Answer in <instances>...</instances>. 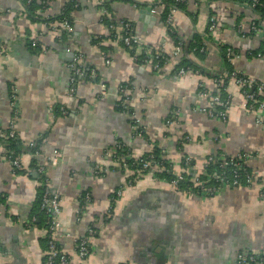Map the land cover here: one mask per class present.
I'll return each mask as SVG.
<instances>
[{
	"label": "crops",
	"instance_id": "0c3cea01",
	"mask_svg": "<svg viewBox=\"0 0 264 264\" xmlns=\"http://www.w3.org/2000/svg\"><path fill=\"white\" fill-rule=\"evenodd\" d=\"M248 1L186 0L183 9L174 10L168 30L165 6L158 0H76L66 13L72 27L67 36L60 18L69 0H48L46 10L32 15L25 0H0V45L5 47L0 55V125L8 127L15 110L20 142L29 145L46 136L41 161L60 196L56 245L72 258L69 264H236L239 252L264 255V184L193 197L156 181L153 174L118 168L112 155L117 146L132 159L158 149L173 173L184 171L183 162L189 159V173L197 174L210 156L246 154L245 165L264 176V126L257 123L258 115L240 107L239 88L227 83L231 105L225 121L201 111L208 97L198 93H217L215 80L226 73L222 47L240 55L232 64L235 72L264 86V59L247 57L262 51L263 43L257 36H241L261 17ZM153 5L157 7L151 14ZM103 9L106 22L131 23L141 45L124 47L108 29ZM212 16L217 29L209 37ZM196 43L203 53L194 50ZM177 45L181 52L174 57ZM152 46L169 57L158 71L132 60ZM70 52L80 54L83 67L95 74L82 79L72 97L67 95ZM182 56L204 75L188 70L175 77ZM127 85L129 98L119 111L123 97L118 89ZM56 107L65 115L56 114ZM175 109L180 113L168 126L166 119ZM20 164L22 171L15 173L0 156V197H5L0 264H44L45 224L34 219L41 181L32 172L30 155L23 154ZM94 166L102 169L100 175L93 173ZM132 178L134 184L128 186ZM85 194L90 202L79 212ZM89 228V253L80 260L75 243Z\"/></svg>",
	"mask_w": 264,
	"mask_h": 264
},
{
	"label": "built area",
	"instance_id": "2783aa9c",
	"mask_svg": "<svg viewBox=\"0 0 264 264\" xmlns=\"http://www.w3.org/2000/svg\"><path fill=\"white\" fill-rule=\"evenodd\" d=\"M31 0H28L27 3H30ZM74 1L73 8L76 7L75 1L76 0H69ZM238 1V0H233ZM176 4L186 2V0H174ZM246 3V2H245ZM248 6L255 10L258 6H260V0H249L247 2ZM157 5H153L150 8V13L154 14L155 8ZM47 7L45 8V10ZM172 11L168 14L164 20V25L168 30H171V19ZM102 18H108V12L103 9L102 10ZM258 19L250 23L249 31L247 34H241L242 37H246V35L250 36H257L260 38L261 42L264 43V24L262 22L258 23ZM61 30L67 35L70 36L72 33L71 24L67 20H62L60 22ZM112 32L117 33L119 35L123 45L126 48H134L141 45V39L134 33V29L131 23L127 21H119L117 23H112L108 26ZM217 29V21L216 18L213 16L209 18L208 27H207V34L209 37H212ZM116 34L115 36L118 37ZM32 46H35L33 44ZM181 46L177 45L173 56L178 57L181 52ZM5 47L0 45V55L4 53ZM69 51V50H67ZM199 53L204 52V48L198 49ZM142 65H146L150 63L153 71H158L161 66L160 62L163 61L164 64L168 61L169 57L164 54L160 48L157 46L147 47L142 51ZM136 56L132 57L133 61H138L135 58ZM240 55L238 52L233 50L230 47H226L225 49V60L230 64L232 67L233 61L236 58H239ZM248 58H257V59H264V49L263 52H255L247 53ZM82 58L80 54H73L72 61L69 64L70 70V77L67 84V95L72 97L75 94V88L77 84L86 76V72L83 69V65L81 64ZM233 69V68H232ZM188 72L187 69L179 68L175 71V77H180ZM199 75L198 72H195ZM89 77L94 78L95 74L93 71L89 72ZM224 78L228 79L229 81H233L235 85L239 88L240 93L242 94L243 103L240 104V107L248 113L258 115L257 123L264 126V86L259 83L258 81L251 79L247 76H239L237 72L232 70L231 73L226 72ZM224 78L223 80H215L217 83L218 91L214 95H209L205 90H199V94L205 97H208V106L206 109L201 110L203 113L207 114L211 118H217L222 121L226 120L227 112L230 109L231 105V96L227 92V85H224ZM201 87V86H200ZM119 94L122 95L123 99L121 105L124 106L126 101L128 100L130 86H122L118 89ZM226 93V96L223 98L221 96V92ZM12 101L11 107L14 110L15 106V96L12 93ZM53 112V110H52ZM59 112L61 115H65V111L63 108H59ZM180 111L178 109L172 110L166 119V125H171L175 122L176 117ZM15 119H16V112L14 110L13 119L10 121L8 127L3 128L0 125V139L7 140L10 138H14L17 133L15 130ZM137 123L133 121L132 127L136 130L135 126ZM141 129H137L139 134H142ZM17 137V136H16ZM39 141V149L36 150L33 154L30 155L31 159L36 161L35 168L36 172L42 177L41 180V187H42V195L40 198V205L39 211L41 215L45 218V229H46V243H47V250L45 252L46 260L44 264H69L72 258L64 253H62L57 245H56V238L59 235V223L57 221V216L60 213V196L56 189H54L49 182V179L46 177L45 174V167L41 161L42 154L41 148L46 142V137L44 135L38 138ZM184 141H189L187 138ZM34 143H29V146H32ZM125 152V154H122ZM23 155V154H22ZM22 155H15L13 151L7 150L0 146V156L3 161L7 162L10 165L13 172L18 173L22 171V166L20 164V158ZM114 161L118 164L117 167L123 170L128 168L126 164L127 159H132L129 154V151L122 146H117L112 153ZM56 157H54L53 163L56 162ZM127 158V159H126ZM249 158L246 154H238L233 157H226L213 159L211 156L206 159V162L203 165L202 170L197 174H190L188 172L190 161L189 159H185L183 164L185 166L184 171L180 173H173L171 164L166 161L161 154V158L156 160L154 156L150 153L149 156L145 158H138L132 159L133 162L137 163L142 170L148 171V173L153 174L154 172H166L172 175V179L170 182H167L171 188L176 190L177 192L193 196V197H213L220 192L222 189H236L240 187H249L252 184H264V176H260L257 172L247 169L245 166L246 160ZM214 162L217 166V170L214 172H208L207 168L208 165ZM168 165V167H166ZM93 173L97 176L100 175L102 169L99 166L93 167ZM128 182V186H131ZM122 189V188H121ZM117 190L115 193V197L113 198V202H115L121 195L122 190ZM83 198V197H82ZM90 202L89 194H85L84 200L82 204L80 203L79 212H82L85 208L84 204ZM84 203V204H83ZM3 204H0V209H2ZM113 207H109L106 212L105 216L109 217L112 213ZM93 230L89 228L87 230V235L78 239L75 243V256L80 259L84 260L88 253H89V244L87 240V236H92ZM236 264H264V255L256 254L252 252H239L235 258Z\"/></svg>",
	"mask_w": 264,
	"mask_h": 264
},
{
	"label": "trees",
	"instance_id": "16d2710c",
	"mask_svg": "<svg viewBox=\"0 0 264 264\" xmlns=\"http://www.w3.org/2000/svg\"><path fill=\"white\" fill-rule=\"evenodd\" d=\"M28 0H25L26 4H27V7H28V12L29 14L32 15V13L38 9H41L42 11L45 10L46 7H48L47 3H48V0H43L42 4L41 5H37L36 4V1L35 0H31L30 3H27ZM244 0H238V2H243ZM186 2H183V3H178L176 4L174 2V0H158L157 4L159 5H164L165 6V16L163 17V20H165L166 16L168 14H170L172 11L174 10H181L183 9L184 5H185ZM73 6H74V1H70L68 2L67 6L65 7L64 9V13H63V16L62 18H60V22L62 20H67L70 24H71V20L69 17H67V14L68 12L70 11V9H73ZM256 13H258L261 17L258 19V23L262 22L264 24V0H260V6H258L255 10H254ZM67 13V14H66ZM105 23L107 24L108 22H106V19L107 18H103ZM112 24V22H109L108 23V26ZM132 25V24H131ZM63 35H66L64 32H63ZM172 37L174 38V40L177 42V37L175 34H172ZM121 44L123 45V42L121 41ZM197 44V43H196ZM195 44V48L194 50L195 51H198L199 48H201V46L199 44L196 45ZM124 46V45H123ZM125 47V46H124ZM135 47V46H134ZM225 49L226 47H222V51H223V62H224V66H225V71L226 72H229L231 73L232 72V67L230 66V64L225 60ZM263 49H264V43H263ZM260 52H263L260 51ZM196 53V52H195ZM134 57V56H133ZM183 57V56H182ZM136 59H138L139 62H141V59H142V55L140 58L138 57H135ZM136 61V62H138ZM164 65V62L161 61L160 62V66L162 67ZM177 68H184V69H187V70H192L194 72H198L199 74L201 73V75H204V72L201 71L200 69L194 67L190 61L188 59H186L185 57L182 58V61L178 64ZM84 71L86 72V76L83 78V79H86V80H89L90 77H89V70L87 71L84 67H83ZM239 76H241V74H239ZM245 76V75H243ZM221 77L217 78L218 80H223V79H220ZM227 81L228 79L224 78V85L226 86L227 85ZM201 90V89H199ZM221 92V96L224 98L226 96V93H223L222 91ZM123 106L119 103L118 106H117V110H121L123 111ZM58 110V111H57ZM54 112L57 114H60L59 113V108H54ZM54 113V114H55ZM45 136V135H44ZM46 137V136H45ZM0 146L7 149V150H10V151H13V153L15 155H22V154H28V155H31L33 154L36 150L39 149V141L35 142L32 146H29V145H24L22 142H20L18 140V138L15 136L14 138H10V139H7V140H2L0 139ZM161 151L158 150V149H154V151L151 153L154 158L156 160H159V158H161ZM122 154H125V152H122ZM149 156V154L145 155L143 158ZM213 159H220L219 157H216V156H211ZM226 158V157H224ZM127 159V158H126ZM126 161V164L128 165L129 168L133 169V170H136V171H139L140 173H148V171L146 170H142L141 167L135 162H133L134 160L132 159H127L125 160ZM166 163V160L164 161ZM35 164H36V161L34 159H31V167H32V172L35 173V175L37 176V178L39 179V181L42 180V177L36 172V168H35ZM217 165L214 163V162H211L209 165H208V168H207V171L208 172H214L217 170ZM166 167H168V165H166ZM247 169H249L247 166H245ZM250 170V169H249ZM189 172V171H188ZM19 173V172H18ZM153 178L156 180V181H164V182H170V180L172 179V175L170 173H166V172H154L153 173ZM134 178L128 180V182H130L129 184L132 186L134 184ZM223 190V189H222ZM39 192H40V195H39V198L38 200L36 201V205H35V210H34V213H35V217L34 219L37 217L42 223L45 224V218L41 215L40 211H39V205H40V198H41V195H42V187L39 188ZM221 192V190H220ZM115 197V195L111 198V207H113L114 205V202H113V198ZM5 202V197H0V204H3ZM81 204H82V201H81ZM34 219L32 220V222L34 221ZM46 250H47V243H46ZM45 250V252H46ZM46 260V256H44V262ZM56 264V263H55Z\"/></svg>",
	"mask_w": 264,
	"mask_h": 264
},
{
	"label": "water",
	"instance_id": "95a60500",
	"mask_svg": "<svg viewBox=\"0 0 264 264\" xmlns=\"http://www.w3.org/2000/svg\"><path fill=\"white\" fill-rule=\"evenodd\" d=\"M67 55L72 59V57H73V53L70 52V53H68Z\"/></svg>",
	"mask_w": 264,
	"mask_h": 264
}]
</instances>
